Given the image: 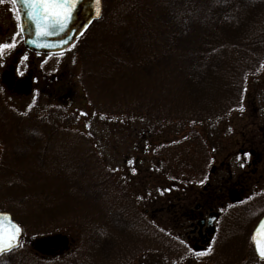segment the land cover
<instances>
[{
  "label": "trees",
  "instance_id": "obj_1",
  "mask_svg": "<svg viewBox=\"0 0 264 264\" xmlns=\"http://www.w3.org/2000/svg\"><path fill=\"white\" fill-rule=\"evenodd\" d=\"M66 52L78 60L93 115L146 120L154 129L147 143L160 138L162 125L193 133L192 128L240 111L244 90L264 71V0H102L100 19ZM4 111L2 125L8 117ZM61 113L51 110L46 121L41 114L17 110L10 115L11 133L1 130L0 212L10 214L23 235L21 247L1 254L0 264H142L145 256L178 263L186 258L188 245L199 241L170 236L153 221L163 207L148 216L124 188H114V172L87 135L80 131L83 137H77L56 125L63 123ZM191 137L188 144L198 138ZM165 150L160 154L168 155ZM261 154L264 144L254 150L250 173L227 179L228 195L239 200L218 210L208 241L216 247L204 250L200 261L242 264L248 253L255 260L251 230L264 216V192L255 191L260 180H254ZM138 163L135 159L133 167ZM243 182L252 184L248 189ZM179 196L171 198L167 216L180 207ZM69 233L77 239L68 241L63 253L39 256L27 246L31 239L59 241Z\"/></svg>",
  "mask_w": 264,
  "mask_h": 264
},
{
  "label": "rangeland",
  "instance_id": "obj_2",
  "mask_svg": "<svg viewBox=\"0 0 264 264\" xmlns=\"http://www.w3.org/2000/svg\"><path fill=\"white\" fill-rule=\"evenodd\" d=\"M4 17L13 21L11 15ZM6 20L8 21V19ZM15 51L17 54L21 52L20 44L16 45ZM17 57L19 59L20 56L17 55ZM5 61H8L7 56H5ZM43 61L44 59L41 57L33 60L37 69L42 67ZM45 63L48 71V97H44V95L42 97L38 94L34 99L29 97L15 102L11 93L7 91L0 93V111L4 108L7 113L4 112L8 116L4 125L1 124L0 120V140L2 128L9 132L13 129L10 120L12 112L26 109L32 116H40L41 114L47 121L49 112L55 108H60L64 120L62 124L56 123V125L73 130L77 137H83L82 132L84 135L86 134L96 147L105 167L114 172L113 175L115 176L112 181L114 188H124L131 201L137 202L136 205L139 209L148 210V216H151V211L154 209L163 207V211L160 214H155V218L153 217L154 224L161 230H168L167 233L170 236H176L180 240L184 241L186 238L192 237L189 234L191 229L189 224L194 223L196 219L187 220L184 214L189 211H185V209L190 204L191 207L189 208L193 209L200 203L199 198L203 193L205 181L214 183L215 173L213 172L215 171L218 177L224 178V185L229 187L230 183L227 182L228 184H226L229 174L231 177L237 178L246 171L251 172L252 169L248 163H251L252 160L248 156V150L261 151L264 144L261 130L264 128L261 125L264 122V71L260 72L256 80L250 81L244 90L242 111H237V113L230 114L216 122L205 123L202 127L192 128L193 133L190 131L186 133V130H182L177 125H162L158 127L160 138L156 139L155 142L147 143L146 137L154 129L146 120L137 117H134L136 119H130L131 117L103 118L91 113L89 100L84 94V86L81 85L79 78L78 60L72 53L65 52L62 55L48 57L47 61H44ZM46 99L47 104L45 105ZM30 100H32L31 103H29ZM59 100L63 101L60 102ZM82 113L85 115H81ZM10 133L8 134L10 135ZM192 135L198 137V140L188 144V138ZM165 148H168L165 150L168 155H161L160 153ZM1 152L2 147L0 145V154ZM260 158L262 164L259 161L254 165L257 171L254 180H260L256 183L255 191L264 192V154H261ZM135 159H138L139 163L133 167ZM221 164L223 165L221 166ZM213 168L214 171H211ZM206 170L207 172L211 171L210 180ZM251 184V182H247L243 185L249 189ZM124 189L123 191H125ZM175 193L180 195L179 200H176V205L179 203L178 207H180L174 211L173 215L167 216L168 205L175 201H171ZM225 201L229 209L233 204L228 198ZM261 208L255 207V210ZM217 210H223V208H217ZM75 237L77 239V236ZM75 237L71 236L70 233L65 236L70 244ZM62 239L60 238L53 244L49 243L53 246H44L47 244L45 239H31L27 246L39 256L51 255L53 252H59V250H61L60 253H63L64 247H67L68 243L63 245L65 240ZM179 247L183 248V246ZM188 248L190 252L186 258L178 263L165 262L161 258L159 259V256H145L140 261L142 264L147 262H152V264L218 263L200 261L197 259V253H194L189 245ZM248 254L242 261L243 264H252L251 261H255L251 258V254Z\"/></svg>",
  "mask_w": 264,
  "mask_h": 264
},
{
  "label": "flooded vegetation",
  "instance_id": "obj_3",
  "mask_svg": "<svg viewBox=\"0 0 264 264\" xmlns=\"http://www.w3.org/2000/svg\"><path fill=\"white\" fill-rule=\"evenodd\" d=\"M5 15H11L13 21L4 17ZM6 19H8V21ZM18 24L19 15L16 6L11 3L10 0H5L3 4H0V43H15V47L17 44H20L21 52L17 54L15 48L11 51L6 50L3 58L0 59V93L4 91L11 93L14 96L13 98H15V102L29 97L34 99L38 94L42 95V97L43 95L44 97H48V71L44 61H47L49 56L33 54L24 48L21 31L20 28L17 27ZM11 25L12 28L10 29ZM13 37H15L14 40ZM17 55L20 56L19 59ZM5 56L8 57V61H5ZM38 57L44 59L40 69H37L33 62V60ZM31 101L32 100H30L29 103H31ZM59 101L62 102L63 100ZM46 104L47 99L45 100V105ZM253 153L252 151L250 152L251 156L254 155ZM252 165L254 164L252 163ZM212 171H214V168ZM213 173H215V181L214 183L205 181L203 193L199 198L200 203L193 209L189 208L191 204L188 205L185 211L188 210L189 212L184 214L185 218L189 221L196 219L194 223L191 222L189 224L191 228L189 234L192 236L191 238L193 240H198L199 243L189 244V247L200 253H204L206 249L216 247L209 244L208 241L216 230L217 220L220 215L217 208L225 209L227 207L226 204H224L226 198H228L230 202L239 200L237 197L228 195L226 191L227 186L224 185V178L222 176L218 177L215 171ZM226 184H228L227 181ZM207 187L211 195L207 194ZM216 191L219 193L218 196L215 195ZM223 193L225 194L223 195ZM251 263L264 264V261L255 260L254 262L251 261Z\"/></svg>",
  "mask_w": 264,
  "mask_h": 264
},
{
  "label": "water",
  "instance_id": "obj_4",
  "mask_svg": "<svg viewBox=\"0 0 264 264\" xmlns=\"http://www.w3.org/2000/svg\"><path fill=\"white\" fill-rule=\"evenodd\" d=\"M14 5L18 10L19 25L22 28V30L20 28V31L25 49L35 54L45 55L63 53L93 22L100 19L102 13L101 0H99V3H97V0H78L76 7L73 9L72 18L67 22L63 31H60L58 27L53 28L50 29L49 35L38 38L36 35V25L29 19L26 5L22 3L21 0H16ZM0 214L5 215V223L7 224L8 219H11L10 214L2 212H0ZM262 221H264V218H261L256 223L251 233L253 250L259 260H264L261 259L257 252L258 247L264 250V228H260ZM12 223L16 224L13 221ZM254 234L255 240H253ZM21 237L22 229L18 238L19 241Z\"/></svg>",
  "mask_w": 264,
  "mask_h": 264
},
{
  "label": "snow or ice",
  "instance_id": "obj_5",
  "mask_svg": "<svg viewBox=\"0 0 264 264\" xmlns=\"http://www.w3.org/2000/svg\"><path fill=\"white\" fill-rule=\"evenodd\" d=\"M4 2L5 0H0V4ZM10 2L14 4L16 0H10ZM21 2L28 9L29 19L36 25L37 37L43 38L50 34V29L57 27L60 31L65 29L67 22L72 18L73 9L76 7L78 0H21ZM97 3H99V0H97ZM17 27L21 28L19 24ZM14 39L15 37H13ZM14 48L15 43H0V59L3 58L6 50L11 51ZM81 115L85 114L82 113ZM5 219V215L0 214V254L10 253L21 247L18 240L21 228L13 224L11 219H8L6 224ZM260 228H264V221L261 222ZM253 240H255V234ZM257 252L261 259H264V250L258 247ZM197 255L203 256L205 253H198Z\"/></svg>",
  "mask_w": 264,
  "mask_h": 264
}]
</instances>
